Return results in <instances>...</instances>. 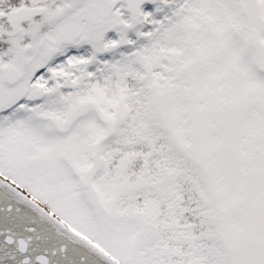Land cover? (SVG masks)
<instances>
[{"label": "snow or ice", "instance_id": "obj_1", "mask_svg": "<svg viewBox=\"0 0 264 264\" xmlns=\"http://www.w3.org/2000/svg\"><path fill=\"white\" fill-rule=\"evenodd\" d=\"M0 264H264V0H0Z\"/></svg>", "mask_w": 264, "mask_h": 264}]
</instances>
